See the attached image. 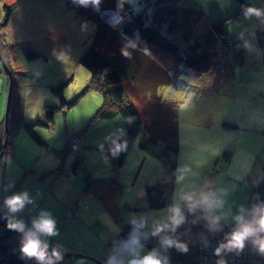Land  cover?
<instances>
[{
	"label": "rangeland",
	"instance_id": "obj_1",
	"mask_svg": "<svg viewBox=\"0 0 264 264\" xmlns=\"http://www.w3.org/2000/svg\"><path fill=\"white\" fill-rule=\"evenodd\" d=\"M245 5L264 8V0H115V13L106 16L116 24L122 18L117 27L125 32L132 29L131 15H140L144 49L150 48L159 56L173 55L174 67L169 69L172 83L159 86L157 94L177 104L176 180L185 168L190 169L184 181H175L174 195L226 190L224 213L229 207L235 212L237 205L248 204L251 180L264 167V25L255 18L244 19L241 11ZM4 6L11 10L6 27L1 25ZM212 24L222 25L224 40L229 43L239 41V33L245 34L252 47L243 48L242 65L235 62L232 51L221 47ZM94 29L93 22L83 21L68 8L67 0H0V143L6 135L4 118L12 81L8 123L11 146L9 150L5 147L0 158V204L6 195L26 190L34 197L36 207L27 206L18 217L28 223L39 209H46L60 230L64 220L59 201H69L66 207L77 205V222H67L71 233L58 235L56 244L64 245L68 234L75 251L92 248L101 252L104 248L108 252L106 243L121 224L95 195L81 192L86 173L96 179L113 175L111 160L97 147L108 145L105 137L119 135L117 129L125 130L127 121L96 116L103 95L91 85L90 73L80 63ZM132 41L140 44L138 38ZM26 50L44 59H28ZM155 62L160 67L168 63L167 58H156ZM193 62L212 69L196 77ZM62 83H66L62 97L69 105L64 110L59 94L51 91ZM51 107H55V116L48 125L44 114ZM36 121L43 125L34 126L33 131L43 143L35 141L25 126ZM142 121L145 125L147 119L142 117ZM223 123L238 129H224ZM74 135L80 137L77 141L83 146L82 168L75 172L71 165L76 153L65 149V142ZM145 137L142 132L116 172L119 192L107 196L120 223L141 213L151 223L165 209L147 207L144 188L160 183L164 166L139 148ZM58 166L61 169L56 175ZM54 188H58L56 194ZM4 211L0 207L2 216ZM62 251L87 256L84 252ZM170 264L181 263L170 259Z\"/></svg>",
	"mask_w": 264,
	"mask_h": 264
},
{
	"label": "trees",
	"instance_id": "obj_2",
	"mask_svg": "<svg viewBox=\"0 0 264 264\" xmlns=\"http://www.w3.org/2000/svg\"><path fill=\"white\" fill-rule=\"evenodd\" d=\"M67 6L69 9H74L83 21L89 20L95 26L90 37V46L81 56L80 63L89 71L91 85L103 95V105L96 116L100 119L121 117L127 121L124 126L126 136L121 137V139L124 138L127 141L126 151L114 159L107 152L109 144L104 145L103 152L111 160L113 175L104 179H96L86 173L81 192V195L91 193L101 201L105 210L113 215L119 225L121 224L119 235L122 238L130 227L123 222L120 223L118 216L113 211L114 204L109 201L107 196H114L119 192L120 184L117 181L116 172L123 165L128 151L142 132L145 133L146 137L139 143V148L149 156L158 159L164 166V173L160 183L148 185L144 188L147 207L150 210H160L173 200L179 153V129L176 122L177 104L173 101L162 99L157 94V89L163 84L172 83L173 76L169 69L174 67V57L169 54L167 56H159L150 48L144 49L141 44L143 43L141 35L144 32V26L142 21H140V15H131L130 25L132 29H125V32L117 26H113L114 23H110L106 16L107 13H115V0H105L104 5L101 0L98 10H93L91 6L73 5L71 0H67ZM3 9L5 15L1 25L6 27L11 17V10L8 6H4ZM127 31L128 33H126ZM212 33L223 49L233 52L235 62L238 65H242L244 63L242 42L239 40L229 43L224 40L225 33L221 24H212ZM134 37L138 38L140 44L132 41ZM25 55L28 59H44V56L27 50ZM156 58L159 60L167 58L168 63L164 62L160 67L155 62ZM189 60L187 59V61ZM192 69L196 73V77H199L201 71H205L208 74L212 67L209 65L199 67L196 62H193ZM155 70H161L163 74H160L159 71L155 72ZM65 85L66 83H62L56 87H51V91L59 94L60 108L63 110L69 108V105L62 97ZM137 104L140 109H138ZM54 116L55 107H51L45 112L44 117L48 125L53 123ZM142 117L147 119L145 125ZM36 125L43 124L39 121L25 124L32 138L38 143H43L33 131ZM222 127L224 129H238V126L233 124L223 123ZM5 136L7 138L6 149L9 150L11 146L10 137L8 134ZM76 137L74 135L70 138L76 139ZM1 149L2 142L0 143ZM65 149H68L67 142ZM97 149L100 150L99 146ZM80 155L81 153L76 156V160L71 165L73 172L78 168H82ZM60 169L59 166L56 168V175L60 172ZM69 211L73 216L76 215L77 205L71 207ZM196 215L199 216L198 213ZM193 218V216L189 215V222ZM203 223L200 220L194 226L188 223L178 229L181 239L188 241L189 251L185 254L175 249H170L168 255L171 260L179 261L181 264H198V240L199 233L204 228ZM186 229H190V231H186ZM114 238L117 237L113 236L108 242H111ZM19 239L20 235L6 227L5 220L0 214V264H34L33 261H26L20 258ZM154 246H156L155 239L147 242V248L150 249ZM250 252L257 260L262 257L251 250ZM66 258V256H63L60 264H63Z\"/></svg>",
	"mask_w": 264,
	"mask_h": 264
},
{
	"label": "clouds",
	"instance_id": "obj_3",
	"mask_svg": "<svg viewBox=\"0 0 264 264\" xmlns=\"http://www.w3.org/2000/svg\"><path fill=\"white\" fill-rule=\"evenodd\" d=\"M73 5L88 7L98 10L101 0H71ZM241 15L246 20L255 18L264 25V8L242 6ZM122 18L119 17V23ZM114 23L113 26L119 25ZM245 50H251L252 45L245 39L243 32L237 35ZM130 43V42H129ZM124 54V53H123ZM119 135L113 137L110 133L105 141H110L107 152L112 158H118L126 151L127 141L121 137L126 136L123 128L117 129ZM99 148L104 151V145ZM77 156V155H76ZM190 169L185 168L178 175L176 182L186 179L185 173ZM7 191V189H5ZM228 192L223 189L213 191H183L174 195L158 219L148 223L146 214L131 215L128 223L131 225L126 235L120 238L117 229L114 238L102 264H170L168 252L175 249L180 253L189 251L188 241L181 239L178 229L191 223L196 225L202 220L203 227L208 233L223 232V237L213 249L217 258L215 264H227L225 257L228 254L239 256L246 246L250 250L264 257V199L254 194L252 202L247 205L236 206L235 212L229 207L228 212L223 209L227 203ZM36 207L35 199L28 191L13 192L6 195L0 207L4 211L3 219L6 227L20 235L19 254L22 260L33 261L34 264H60L63 259L62 246L53 245L51 238L59 235L57 222L52 213L46 209H39L30 222L26 223L18 217L27 206ZM199 213V216L196 214ZM194 218L189 222L188 216ZM230 224L229 230L224 232V227ZM190 231V229H186ZM201 244L208 246L209 241L203 232L199 233ZM155 239L156 246L147 248V242Z\"/></svg>",
	"mask_w": 264,
	"mask_h": 264
},
{
	"label": "bare ground",
	"instance_id": "obj_4",
	"mask_svg": "<svg viewBox=\"0 0 264 264\" xmlns=\"http://www.w3.org/2000/svg\"><path fill=\"white\" fill-rule=\"evenodd\" d=\"M11 105V104H10ZM76 140H80V137H76ZM7 141V138H6ZM80 147L83 148V146L79 143L78 144ZM67 147L70 150V145L67 143ZM73 147V146H72ZM251 185H252V191H251V197L248 203L252 202V199L254 197V194H259L261 199H264V167L262 170L258 173V175L251 180ZM71 217L74 219L73 214L70 213ZM67 220H71L69 217H67ZM127 221V220H126ZM124 224L128 225L131 227L128 222H124ZM201 232H206V229H202ZM200 239V238H199ZM111 242L106 243V248L109 249ZM198 245H199V240H198ZM210 245V243H209ZM215 248V247H214ZM201 248L198 247V256L201 258L202 255L200 253ZM63 252V251H62ZM69 253V252H68ZM229 258L226 259L227 264H264V257L259 258L258 260L253 258L251 252H250V247L246 246L244 250L241 252L239 256H236L234 254H228ZM69 258V257H67ZM202 259V258H201ZM100 264H102L103 259H96ZM203 264H211L209 262H204Z\"/></svg>",
	"mask_w": 264,
	"mask_h": 264
},
{
	"label": "crops",
	"instance_id": "obj_5",
	"mask_svg": "<svg viewBox=\"0 0 264 264\" xmlns=\"http://www.w3.org/2000/svg\"><path fill=\"white\" fill-rule=\"evenodd\" d=\"M125 126V125H124ZM67 136V135H66ZM66 143V142H65ZM57 190L58 188H54L53 191H54V194L57 193ZM52 192V191H51ZM53 193V192H52ZM60 206L62 207V210H61V216L64 220V223L61 227V229L59 230V235H63L65 232H70V229H68V226H67V222L69 223H72V222H77V220H74L71 215H70V207H66V206H69L70 202L68 201H65L63 200L62 198H60ZM77 214V213H76ZM67 217H69L71 220H67ZM75 217V215L73 216ZM65 224V225H64ZM71 233V232H70ZM67 234V233H66ZM65 238H68L67 241L64 243V245H61L62 246V250H66V251H71V252H84L83 254H86L87 256H92V257H95V259H104L106 254H107V251L106 249L104 250L103 248V251L99 252L95 249H92V248H81L79 251H75L76 249H72L71 245L69 244V240L71 239V237L67 234L65 236ZM73 239V238H72ZM57 241V238L54 237V238H51V243L53 245L56 244ZM97 252V253H96ZM63 264H97L89 259H86V260H80V259H74V258H66V260L64 261Z\"/></svg>",
	"mask_w": 264,
	"mask_h": 264
},
{
	"label": "built area",
	"instance_id": "obj_6",
	"mask_svg": "<svg viewBox=\"0 0 264 264\" xmlns=\"http://www.w3.org/2000/svg\"><path fill=\"white\" fill-rule=\"evenodd\" d=\"M67 143L70 145V151L75 152L76 155L81 153L82 147H80L78 144L79 142L76 139L70 138L67 140ZM73 146V147H72ZM252 188V185H251ZM230 224L226 225L224 227V232H227L229 230ZM204 235L207 237L210 245L208 244L207 247H205L203 244H201L200 239H199V245L198 247L201 248L200 253L202 255V259L199 257L197 259L198 264H203L204 262H209L211 264H215V260L217 259L213 255V249L216 247L217 242L220 241L223 237V232H217V233H206L203 232ZM229 258V255L225 257V259ZM235 264V263H234Z\"/></svg>",
	"mask_w": 264,
	"mask_h": 264
},
{
	"label": "water",
	"instance_id": "obj_7",
	"mask_svg": "<svg viewBox=\"0 0 264 264\" xmlns=\"http://www.w3.org/2000/svg\"><path fill=\"white\" fill-rule=\"evenodd\" d=\"M11 99H12V81L10 83V90L8 93V99H7V104H6V114H5V118H4V131L5 134H8V123H9V111H10V104H11ZM6 136L5 139L2 143V149L0 150V158L4 153V149L6 147ZM63 256L69 257V258H75V259H91L94 262H96L97 264H100L96 259L94 258H90L88 256L85 255H80V254H74V253H68V252H62Z\"/></svg>",
	"mask_w": 264,
	"mask_h": 264
}]
</instances>
